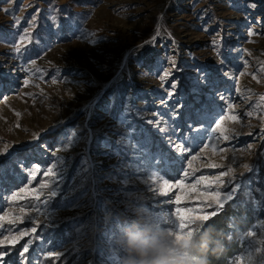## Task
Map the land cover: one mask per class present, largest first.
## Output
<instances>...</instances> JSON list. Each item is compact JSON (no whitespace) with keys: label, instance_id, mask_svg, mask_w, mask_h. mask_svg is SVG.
Masks as SVG:
<instances>
[{"label":"rangeland","instance_id":"rangeland-1","mask_svg":"<svg viewBox=\"0 0 264 264\" xmlns=\"http://www.w3.org/2000/svg\"><path fill=\"white\" fill-rule=\"evenodd\" d=\"M262 95L264 0H0V264H144L132 238L189 263L236 199L234 264H264ZM229 168L217 209L197 181Z\"/></svg>","mask_w":264,"mask_h":264},{"label":"trees","instance_id":"trees-1","mask_svg":"<svg viewBox=\"0 0 264 264\" xmlns=\"http://www.w3.org/2000/svg\"><path fill=\"white\" fill-rule=\"evenodd\" d=\"M238 202L239 199L228 202L219 214L199 224L191 240L192 259L189 263L179 262V264L235 263L241 252V247L233 234H236L237 238L238 232L235 227L238 229V227H242L241 225H246V222L239 218L242 216V212H247L242 207H239V210L236 208L235 203ZM236 218L239 221H236ZM16 251H18L17 248Z\"/></svg>","mask_w":264,"mask_h":264},{"label":"snow or ice","instance_id":"snow-or-ice-1","mask_svg":"<svg viewBox=\"0 0 264 264\" xmlns=\"http://www.w3.org/2000/svg\"><path fill=\"white\" fill-rule=\"evenodd\" d=\"M250 34H251V33H250ZM93 42H95V41H93ZM14 50H15L17 53L20 52V48H19V47H16ZM165 75H167V73H166ZM163 78H164V77H161V79H163ZM253 79H255V76L253 77ZM53 82H55V81H53ZM27 83H28V81L26 80V81H25V84H27ZM260 101H261L262 103H264V95L260 96ZM226 107L230 109V108H232V105H231V104H228V105H226ZM223 112H224V109H223V108L220 109V113H223ZM220 113H218V115H219ZM245 115L250 116V115H252V113H251V112H247ZM231 118H232L233 120L236 119V117H231ZM222 124H223V120H220L219 122H216V128H217V130H219L220 133H222V134L225 133V132L232 133V132L235 131L234 129L225 130V129L222 127ZM158 130H159L160 132H163V133H166V132H167V128L158 129ZM190 130L197 131V130H195V129H190ZM204 135L206 136V135H207V132H205ZM237 135H238V133H237ZM249 135H250V134H249ZM197 138H199V137H197ZM231 138H233V137H232L231 135H229V134H224V135H223V139L226 140V141H227V140H230ZM168 143H169V145H170V147H171V146L173 145L174 142L171 141V140H169ZM184 143L186 144V141H184ZM70 144H71V141H69V145H70ZM205 146H207V145H205ZM7 150H8V148H7V146H5L4 152H7ZM172 151H173L174 154H176V153L179 154V155L176 156V158H177L178 160H179L181 157H183V158L186 159V158H187L186 153L190 154V152H191L190 149H188V148H186V147H183L182 145H176L174 148H172ZM0 154H3V153H0ZM195 158H196V157L193 156V159H195ZM208 167H210V168H218V167H221V166H220V165H217V164H209ZM244 167H245V168H248L249 166H248V165H245ZM21 168H23V165H21ZM54 168H55V165L53 166V169H54ZM53 169H48V173H50L53 177H55V176H56V173H55V171H54ZM231 174H232V169L229 168V169H228V172H221V174H220L219 176H213V177H211V180H210V181L208 180V178H206V177H204V176H201V177L199 178V180L197 181V183H200V181H205V182H206V183H205V192H206V193L210 191V189L212 188L213 184L215 185L217 191H216L215 193H212V194H211V199H210L209 203H210V204H215L216 207H217V209H219V207L222 205V202H223V199H224V195H221L220 192H219V188H220L221 184L223 183L222 178H223L224 176H231ZM187 175H188V173L185 172V176H187ZM147 179H148V182H149L150 184H155V183H158V182H162L164 185H167V183H168L167 181H163L162 178H160V177L157 175L156 172H150V173H148V174H147ZM229 182H231V181H229ZM234 188H235V187H233L232 190H233ZM232 190H231V191H232ZM56 195H57V192H56V191H51V192H50V196L55 197ZM13 199H15V196L13 197ZM33 199H38V197L34 196ZM21 211L23 212V209H22ZM215 214H216L215 212L212 213L213 216H214ZM6 217H7V213H5V216L0 217V220L5 219ZM197 218L202 219L203 221H208V220L210 219L209 215H201V216H199V217H197ZM180 221H181V222L179 223V226H180L181 228H184V227H185L184 218L181 217V218H180ZM8 223H9V224H15L16 221H15V220H8ZM33 233H36V227H35V226L31 229L30 232H29V231L21 232V233H20V237H23V236H25V235H32ZM18 238H19V237H5L3 241H0V244H4V245L13 244V243L16 242V240H17ZM30 245H31V240H29L28 242H26L25 245L22 246L23 251L20 253L21 258H23V257H24V254L28 252V249H29V246H30ZM3 254H4V253H0V257H2ZM51 255H52V254H50V257H51ZM55 255L58 257V256L61 255V254L57 253V254H55ZM237 264H244L243 258L238 259Z\"/></svg>","mask_w":264,"mask_h":264},{"label":"clouds","instance_id":"clouds-1","mask_svg":"<svg viewBox=\"0 0 264 264\" xmlns=\"http://www.w3.org/2000/svg\"><path fill=\"white\" fill-rule=\"evenodd\" d=\"M129 246L144 258V264H179V256L176 252L161 245L139 242L135 238L129 240Z\"/></svg>","mask_w":264,"mask_h":264},{"label":"bare ground","instance_id":"bare-ground-1","mask_svg":"<svg viewBox=\"0 0 264 264\" xmlns=\"http://www.w3.org/2000/svg\"><path fill=\"white\" fill-rule=\"evenodd\" d=\"M238 79H242V77H238Z\"/></svg>","mask_w":264,"mask_h":264}]
</instances>
